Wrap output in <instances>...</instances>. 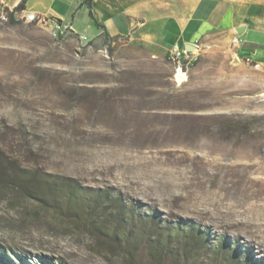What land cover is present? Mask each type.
Returning a JSON list of instances; mask_svg holds the SVG:
<instances>
[{
    "label": "rangeland",
    "instance_id": "374dc122",
    "mask_svg": "<svg viewBox=\"0 0 264 264\" xmlns=\"http://www.w3.org/2000/svg\"><path fill=\"white\" fill-rule=\"evenodd\" d=\"M7 11L0 3V160L126 209L123 226L108 220L115 240L56 205L0 194L9 264H264L263 67L218 33L177 86L159 45ZM192 227L200 238L185 236Z\"/></svg>",
    "mask_w": 264,
    "mask_h": 264
},
{
    "label": "crops",
    "instance_id": "0c3cea01",
    "mask_svg": "<svg viewBox=\"0 0 264 264\" xmlns=\"http://www.w3.org/2000/svg\"><path fill=\"white\" fill-rule=\"evenodd\" d=\"M21 1L5 0V5L16 8ZM84 1L26 0L22 12L50 15L81 34L102 29L166 50L174 44L203 47L218 33L238 36L237 58L264 68V0H92L91 7Z\"/></svg>",
    "mask_w": 264,
    "mask_h": 264
},
{
    "label": "trees",
    "instance_id": "16d2710c",
    "mask_svg": "<svg viewBox=\"0 0 264 264\" xmlns=\"http://www.w3.org/2000/svg\"><path fill=\"white\" fill-rule=\"evenodd\" d=\"M26 0H22L16 10L25 9ZM89 7L92 6V0H85ZM91 16L94 18L92 11H90ZM11 20H14V13L10 12ZM62 22V20H60ZM99 27H102L97 23ZM0 194L11 199L16 200H42L48 202L52 205H56L60 208L61 212H65L67 216H70L74 221H86L89 222L91 229L94 230L99 236H110L111 238H117L118 234L112 232L108 234V220L114 221L118 225L125 224L126 209L121 202V198L113 197L107 191L99 192H86L83 194V189L80 188L78 184L75 183L73 179H47L40 175L39 173H10L8 168L5 167L4 163L0 160ZM82 194V195H81ZM114 207L115 212L112 213V217L99 221L100 216L97 218L100 208ZM134 212V211H133ZM152 219V217H150ZM155 227L159 226V222L153 219ZM202 231H196L193 227L190 229L189 233L185 235L189 240L192 238H200ZM151 257L153 260L158 258V255L163 249L160 248L158 240H154L152 243ZM0 262L2 264H9V256L6 250L0 246ZM62 264V263H60Z\"/></svg>",
    "mask_w": 264,
    "mask_h": 264
},
{
    "label": "built area",
    "instance_id": "2783aa9c",
    "mask_svg": "<svg viewBox=\"0 0 264 264\" xmlns=\"http://www.w3.org/2000/svg\"><path fill=\"white\" fill-rule=\"evenodd\" d=\"M0 3L4 7H8L5 5V0H0ZM9 8V7H8ZM10 12L18 13V10L15 8H9ZM3 18L5 20H9L10 16L8 11L3 13ZM27 21L32 22L36 21L38 23H46L48 24L52 29L60 30L63 26L70 28L73 30L68 24L61 22L59 19L52 17L47 14L39 13L36 15H26ZM75 31V30H74ZM83 38H87L86 35H82ZM241 38L236 36L233 38L234 45H238L241 43ZM202 51V45L199 43L188 46H181L179 44H174L169 50V58L171 60V63L173 65V74L172 79L174 83L179 86L180 81H186L189 78V72L192 67V65L195 63V61L198 60L200 54ZM250 63V61H249ZM253 64L256 68H260L262 65L261 63H250Z\"/></svg>",
    "mask_w": 264,
    "mask_h": 264
},
{
    "label": "bare ground",
    "instance_id": "6f19581e",
    "mask_svg": "<svg viewBox=\"0 0 264 264\" xmlns=\"http://www.w3.org/2000/svg\"><path fill=\"white\" fill-rule=\"evenodd\" d=\"M187 81V80H186ZM186 81H180L179 86L183 85Z\"/></svg>",
    "mask_w": 264,
    "mask_h": 264
},
{
    "label": "water",
    "instance_id": "95a60500",
    "mask_svg": "<svg viewBox=\"0 0 264 264\" xmlns=\"http://www.w3.org/2000/svg\"><path fill=\"white\" fill-rule=\"evenodd\" d=\"M193 46V45H192Z\"/></svg>",
    "mask_w": 264,
    "mask_h": 264
}]
</instances>
